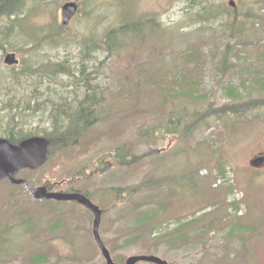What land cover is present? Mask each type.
Instances as JSON below:
<instances>
[{"label":"rangeland","instance_id":"rangeland-1","mask_svg":"<svg viewBox=\"0 0 264 264\" xmlns=\"http://www.w3.org/2000/svg\"><path fill=\"white\" fill-rule=\"evenodd\" d=\"M66 1L80 2V10L65 25L60 36H56L52 32L62 25L61 6ZM223 1L226 4L228 0ZM235 1L238 12L243 13L250 5L258 6L254 3L259 0ZM186 2L29 0L23 17L14 24L19 27V32L14 33L11 44L18 50L0 48V136L6 134L5 129L14 126L15 120L25 133L42 134L50 122L52 102L73 100L68 102L73 106L85 93L84 87L76 88L73 86L75 81L63 73L52 79L30 73L18 78L14 66L4 64L5 53L13 51L19 60H28L33 65L64 57L76 62L85 40H92L89 44L93 48V57H87L85 67L87 72L93 70V81L104 88V99L99 105L101 119L96 129L83 139V144L89 146L87 154L80 157L71 154L66 161L58 159L56 162L50 157L40 168L20 170L16 176L24 178L29 186H37L60 178L61 173L67 176L73 168L76 173L90 172L96 168L93 165L97 158L102 160L113 147L125 146L130 158L149 148L160 149L143 160L134 163L129 158L126 159L128 165H112L103 175L94 171L89 180H79L82 181L79 185H87L91 192L95 190L91 194L95 201L108 208L102 232H105L111 254L125 257L147 253L173 264H264V167L254 169L249 164L253 155L264 151V109L257 115L243 113L238 120L226 122L214 117L211 127L197 130L189 142L161 131L150 135L147 141L136 136L135 123L147 120L156 124L160 117L169 115L171 107L169 103L164 108L161 95L150 94L144 89L142 81L149 74L159 73L166 81L187 80L185 68L189 69L193 63H187L185 57L192 48H197L208 59L218 45L223 47L230 39V43L235 41L218 35L199 45L196 35L203 33V29H199L198 24L185 25L189 16ZM259 12L264 15V6ZM151 15L160 26L151 28L149 23L145 24L143 40L134 37V30L125 32V37H130L126 45L108 59L107 51L96 45L103 41L109 28L127 20L134 23L135 17L143 19ZM10 20L3 16L0 24ZM253 21L248 22L249 28ZM262 22L256 21L250 29L249 40L254 43L247 44L246 37V43L239 47V55L231 58L238 62V70L225 75L216 74L211 67L193 70L189 77L190 81L198 80L194 87L209 91L217 104L233 102L228 93L230 87L235 88L243 99L249 92L253 97L264 95V89L257 90L255 82L256 78L264 79ZM196 27L198 30L195 31ZM101 60L103 62L99 63ZM21 61L16 65L17 69L21 68ZM11 74L15 79L11 80ZM31 91L36 93L31 94ZM23 97L25 99H21ZM2 100L10 105L3 106ZM45 101L47 108L42 109ZM224 163L232 165L237 186L244 195L246 211L241 216H233L228 211L227 186L213 188L212 177L201 174L205 167L214 170ZM191 174L194 175L189 176ZM143 181L148 185L134 192V187ZM118 187L122 191L114 199V188ZM3 202L7 204L6 208L0 209V222L14 226L6 229L2 225L5 229L0 232V239L5 242L0 251V264H103L99 249L83 230L88 227L84 212H77L79 220L76 221L83 228L74 232L78 239L74 240L72 248L66 245V236L65 239L48 238L49 231L40 234L36 230L33 221L44 217L48 210L33 201L22 186L0 182V205ZM139 216L141 219L136 220ZM45 219L48 221L47 215ZM184 219L188 221L174 228ZM23 222L27 223L24 226L18 224ZM162 223H167L165 233L151 237L152 229ZM72 256L75 258L70 259ZM118 260L116 258V262Z\"/></svg>","mask_w":264,"mask_h":264},{"label":"trees","instance_id":"trees-1","mask_svg":"<svg viewBox=\"0 0 264 264\" xmlns=\"http://www.w3.org/2000/svg\"><path fill=\"white\" fill-rule=\"evenodd\" d=\"M28 1L29 0H0V17L8 16L11 19L7 24H0V48L4 50L7 48L10 50H18L11 44V38L14 33L19 32V27L14 24L16 20L21 18V14L25 11V6ZM255 4L258 6L250 5L243 13H239L237 10L238 6L231 9L223 0H187L186 14L189 16H187L185 20V25L190 27L191 25L198 24L199 29H203V33L198 36L196 35L199 45L204 44L207 38L214 39V37L218 35L233 38L235 41L230 43L232 40L230 39L223 47L218 45V47L211 52L208 59L204 54L200 53L197 48H192L185 57L187 63H193L189 69L187 67L185 68V77L187 80L172 79L166 81L160 77L159 73H156V76L149 74L142 81L144 89L150 92V94L161 95L164 98V108L169 103L171 107L169 108V115L160 117V121L156 124L147 122V120L135 123L137 138L147 141L150 135H156V131H161L172 134L177 140L185 139L189 142L190 138L197 130L211 127L214 117L226 122L227 120H238L242 117L243 113H255L257 115L258 112L264 109V95L253 97L249 92L248 97L243 99L233 87L228 89L229 95L233 97V102L217 104L214 96H211L209 91L194 87L198 81L197 79L190 81L189 77L191 71L202 70L205 67H211L216 74L222 73V75L227 74L231 70H238V62H233L231 58L239 55V47L246 43V37L247 44L254 43L249 40V35L251 32L250 29L255 25L256 21L260 20V22L263 21L262 23H264V15L259 12L260 7L264 6V0L256 1L254 5ZM85 13L87 14L89 12ZM134 20V23H129L127 20L123 24L109 28L103 41H101L100 44H96L99 48H104L107 51V59L113 56L115 51L120 50L126 45L127 39L130 37H125V32L134 30L136 34L134 37L143 40L146 34L144 29L145 24L149 23L151 28L160 26L158 20L153 15L143 19H141V17H135ZM251 20L255 21L251 23L249 28L247 25ZM64 28L65 26L60 25V28L57 29L56 36H60ZM196 28L195 31L198 30V27ZM92 42V40H85L82 45V54L76 62H72L71 59L64 57L57 61L48 60L47 62L38 63L36 65L30 64L28 60H20L22 62L21 68L17 69L16 66H14L18 78L26 73H30L39 74L40 76H46L52 79L63 73L75 81L76 88L79 85L85 88V97L81 98L73 106L68 105L70 101L54 106L49 114L50 125L47 128H43L41 135L50 140L48 157L54 158L55 162L58 159L59 161H66L71 154H74L76 157L87 154L89 146L87 147L83 144V139L91 131L96 129L100 119V113L95 107L101 104L104 99V88L93 81L91 77L93 70L87 72L85 67V60L87 57H93V48L90 46ZM190 46L191 43L189 42L186 46L188 50ZM102 62L101 60L99 63ZM13 79H15V77L11 74V80ZM220 80L221 79H219V81ZM255 82L257 90L262 91L264 89V79L256 78ZM30 93L33 94L36 93V91H31ZM21 99L25 98L23 97ZM47 101L43 102L41 106L42 109L47 108ZM28 102H30V100H28ZM2 103L5 106L10 105L3 101ZM13 118L16 119V115H14ZM18 123L19 122L15 120L13 127L5 129V137L11 142L17 143L25 137L38 134L31 131L25 133V130H22L23 127L18 126ZM123 147L119 148L118 151L120 155L117 157L120 158L123 163H126L125 159L130 158V152ZM154 151H156V149L149 148L143 153L134 155L129 161L132 162L134 160L135 163L136 161L143 160L148 154L151 155ZM110 155L112 157V153ZM98 159L99 158H97L96 163L93 165L97 168L100 165ZM112 160L115 164L116 157H112ZM75 161L76 160H74V162ZM147 185L148 183L143 181L140 186L134 187V192L137 191L139 187H146ZM123 200L124 199H122V201ZM140 205L141 203L138 204V206ZM142 206H144V203ZM138 219H141V216L136 220ZM1 249L2 243L0 242V251ZM120 258L124 260L126 256H120Z\"/></svg>","mask_w":264,"mask_h":264},{"label":"water","instance_id":"water-1","mask_svg":"<svg viewBox=\"0 0 264 264\" xmlns=\"http://www.w3.org/2000/svg\"><path fill=\"white\" fill-rule=\"evenodd\" d=\"M230 6H235L234 0H229ZM77 12V5L68 1L62 5L63 23H67ZM4 62L12 65L18 62L14 53H7ZM48 155V141L44 137H30L19 144H12L5 138H0V179H9L12 183H23L22 179H15L11 176L17 170L29 167L31 169L41 166ZM253 166L262 164L261 158L252 160ZM36 198H54L57 200H77L88 207L95 215L93 221V233L99 248L107 264H115L111 258L108 248L103 244L98 235L100 222V210L88 198L80 193L47 192L45 187H37L32 190ZM139 261H148L154 264H168V262L154 255H134L127 258L124 264H135Z\"/></svg>","mask_w":264,"mask_h":264},{"label":"flooded vegetation","instance_id":"flooded-vegetation-1","mask_svg":"<svg viewBox=\"0 0 264 264\" xmlns=\"http://www.w3.org/2000/svg\"><path fill=\"white\" fill-rule=\"evenodd\" d=\"M259 156L262 154L264 156V152H259ZM92 172V171H91ZM102 173L105 172L99 171ZM67 178H58V179H53L50 183H44L42 182L39 186H43L47 189L49 192H56V191H62V192H68V193H81L85 196H87L91 201H93L96 205L99 206V208L102 210L101 214V220H100V225L98 229V233L100 238L105 241V232H102V223L104 219V215L108 211L107 208H105V205L100 203L99 201H95L93 196L91 194H94V191L91 192L88 188L87 185H79L80 182L83 180L87 179L89 180L91 178H86L85 176H78L76 175V171L74 168L72 169L71 173L69 174ZM79 178L82 181H79ZM78 183V184H77ZM38 186V185H37ZM35 186H29L27 183V191L31 199L33 200L34 198L32 197L30 193V189H32ZM115 195L114 199L117 198V195L120 191H122L121 187L114 188ZM40 203V206L46 207L47 212L45 211V216L47 215L48 221H46L45 216L37 219V221L34 222V225L36 226V230L40 232L42 231H49V236L48 238L51 237H63L66 236V244L67 246H71L74 244V240L76 239V233L75 230H80L83 227L77 223L79 220L77 218V212L80 213V211L84 212L83 217L85 220L88 222V228L92 226V220L94 219V214L93 212L84 206L82 203L76 201V200H70V201H59V200H54V199H43V200H35ZM58 209V210H56ZM44 211V210H40ZM77 220V221H76ZM65 230H67L65 232ZM84 230V229H83ZM58 232H61L62 234L60 235ZM65 232V234L63 233ZM43 233V232H42ZM91 237L95 241L92 232H91ZM78 239V238H77Z\"/></svg>","mask_w":264,"mask_h":264}]
</instances>
